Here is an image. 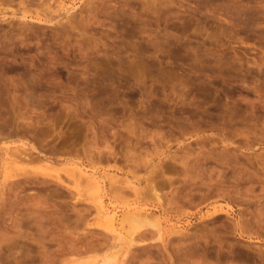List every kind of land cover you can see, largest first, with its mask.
<instances>
[{
    "label": "rangeland",
    "instance_id": "374dc122",
    "mask_svg": "<svg viewBox=\"0 0 264 264\" xmlns=\"http://www.w3.org/2000/svg\"><path fill=\"white\" fill-rule=\"evenodd\" d=\"M114 253L264 264V0H0V264Z\"/></svg>",
    "mask_w": 264,
    "mask_h": 264
},
{
    "label": "bare ground",
    "instance_id": "6f19581e",
    "mask_svg": "<svg viewBox=\"0 0 264 264\" xmlns=\"http://www.w3.org/2000/svg\"><path fill=\"white\" fill-rule=\"evenodd\" d=\"M22 17H24V15H22ZM111 179L112 178H108V181L111 180ZM110 182H111V185H112V182L113 181L111 180ZM109 186H110V184H109ZM110 187L113 189L112 186H110ZM160 200L162 201V199L158 196V202ZM161 201H160V203H161ZM107 209L108 208H106V209L103 210L102 205L99 206V211L103 210V212H102L103 214L102 215H104L105 222L107 223V228H109V226L113 225V223H114V220H115L114 219L115 218L114 214L116 212L115 211H112L111 212V210H107ZM140 215L141 214H139V213H133V214L130 213V215L128 217L129 218V221L131 222V226H132V229H131V232H130V234H131L132 237H133V235H134L135 232L137 233V231L143 230L145 228L158 229V231L160 233L159 224H158L157 220H155V219H157L155 215H153L152 217H150L151 219H149L146 216H142V215H141L142 216L141 217ZM157 238L159 239V236ZM116 255L117 254L114 253L112 255L110 254V255L106 256L104 258V260L101 262V264H115Z\"/></svg>",
    "mask_w": 264,
    "mask_h": 264
}]
</instances>
